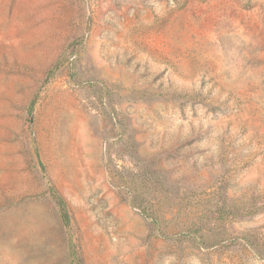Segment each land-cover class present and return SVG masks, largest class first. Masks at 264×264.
<instances>
[{
    "label": "rangeland",
    "instance_id": "374dc122",
    "mask_svg": "<svg viewBox=\"0 0 264 264\" xmlns=\"http://www.w3.org/2000/svg\"><path fill=\"white\" fill-rule=\"evenodd\" d=\"M0 264H264V0H0Z\"/></svg>",
    "mask_w": 264,
    "mask_h": 264
}]
</instances>
